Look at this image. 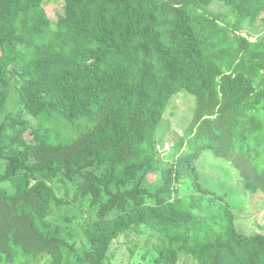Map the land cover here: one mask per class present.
<instances>
[{
	"label": "trees",
	"instance_id": "obj_1",
	"mask_svg": "<svg viewBox=\"0 0 264 264\" xmlns=\"http://www.w3.org/2000/svg\"><path fill=\"white\" fill-rule=\"evenodd\" d=\"M43 2L0 0V264H110L113 242L145 229L156 264H264V234L238 231L224 197L182 190L210 153L264 193V0H66L57 23ZM179 93L195 110L152 192ZM60 125L72 136L53 142ZM78 202L97 211L84 241L50 219L73 223Z\"/></svg>",
	"mask_w": 264,
	"mask_h": 264
},
{
	"label": "rangeland",
	"instance_id": "obj_2",
	"mask_svg": "<svg viewBox=\"0 0 264 264\" xmlns=\"http://www.w3.org/2000/svg\"><path fill=\"white\" fill-rule=\"evenodd\" d=\"M43 8L52 23H57L66 16V0H44ZM211 10L219 13L220 4L215 2ZM260 29H264V26L261 25ZM254 40L256 39H252ZM17 101L18 95L14 85H11L5 105L7 113L18 108ZM195 106V98L186 93H179L172 99L157 132L161 157L143 183L149 191L154 192L164 184L167 170L175 158L173 147L192 121ZM33 126L37 129L38 123L34 121ZM72 132L73 127L60 125L57 129L51 130V141H65L72 136ZM4 167L3 162L0 161V176L4 174ZM196 172L197 176L193 172L184 173L182 178L185 185L182 187L184 192L193 188L196 182L199 183L203 189L225 198L235 214L238 231L246 235L264 234V193H250L243 182L245 177L234 169L230 162L210 153L202 156ZM1 186L6 188L7 184L2 183ZM61 191L64 192L65 189L62 188ZM65 210L74 220L73 223L64 222L62 215L57 213L51 215L50 219L59 226L68 227L76 239L84 241L81 225L85 220L95 219L97 211L90 207L89 202H78ZM158 244L159 242L152 239L146 229L141 232H127L113 242L109 252L110 264H156ZM178 264H196V261L183 254Z\"/></svg>",
	"mask_w": 264,
	"mask_h": 264
}]
</instances>
